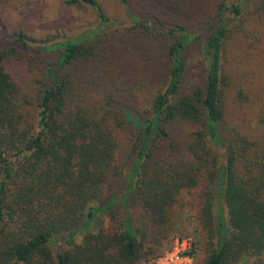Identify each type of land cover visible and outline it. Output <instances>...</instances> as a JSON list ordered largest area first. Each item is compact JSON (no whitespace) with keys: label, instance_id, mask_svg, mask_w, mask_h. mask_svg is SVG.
<instances>
[{"label":"trees","instance_id":"16d2710c","mask_svg":"<svg viewBox=\"0 0 264 264\" xmlns=\"http://www.w3.org/2000/svg\"><path fill=\"white\" fill-rule=\"evenodd\" d=\"M60 1L53 33L0 28V264H139L183 239L194 264H264V63L236 45L264 47L258 17Z\"/></svg>","mask_w":264,"mask_h":264},{"label":"rangeland","instance_id":"374dc122","mask_svg":"<svg viewBox=\"0 0 264 264\" xmlns=\"http://www.w3.org/2000/svg\"><path fill=\"white\" fill-rule=\"evenodd\" d=\"M99 1L104 5L106 12L112 17L119 16L121 18H126V11L129 9V6L130 10H133L138 15L150 16L156 14L168 24L185 22L193 25L203 16L207 15L210 10L212 11L215 4L221 0H129L125 6L118 0ZM234 1L236 0H230V2ZM239 1H242L243 6L247 4L245 14L252 16L253 19H255V16L258 17L256 21L251 22L248 25L249 28H253L254 37H262L264 34V0ZM60 4V0H43L32 5L29 10H25L23 12L0 10V28L6 30V27L10 25H23L31 31L34 30L33 32L38 34V36L53 33L58 30L57 28L59 26ZM95 16L96 14L92 9H75L74 14L71 15L72 20L68 22V25L64 27L63 30L59 31L61 33L66 31L69 33L70 27L78 29L92 24L95 25L97 23V18ZM125 20V24L129 25L130 22L128 21V18ZM237 35H240L239 32H237ZM236 45L243 47L242 54L248 51L253 62L264 63V47L256 50L253 45L244 41V38L241 36L239 37V42H237ZM248 47H252V49L247 50ZM191 56H193L194 61H196L198 66H200V62L202 60L201 53L195 49L193 50ZM254 87L257 89L259 88L257 86ZM186 232L190 236L191 240L195 238L196 234L193 232V226L188 221L186 223ZM176 241L177 240L174 241L172 247L173 252L166 254L164 258L159 260V263L151 260L149 262L139 264H194V261L190 263V261H185L179 255L185 245H176Z\"/></svg>","mask_w":264,"mask_h":264},{"label":"built area","instance_id":"2783aa9c","mask_svg":"<svg viewBox=\"0 0 264 264\" xmlns=\"http://www.w3.org/2000/svg\"><path fill=\"white\" fill-rule=\"evenodd\" d=\"M176 245H180V246H184L183 249L181 250V252L179 253V255L185 260V261H190L193 262V258L190 257L189 255L185 254V250L188 248L189 246V239H183L182 242L176 241ZM185 248V249H184ZM173 252V248L171 250H167L165 251L161 256H159L156 260H154L155 262L159 263V260H161L162 258H164V256L168 253Z\"/></svg>","mask_w":264,"mask_h":264}]
</instances>
